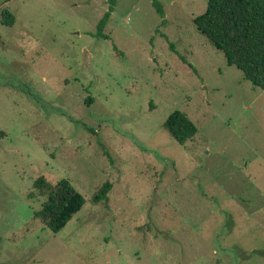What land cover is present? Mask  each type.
Listing matches in <instances>:
<instances>
[{
    "label": "rangeland",
    "instance_id": "obj_1",
    "mask_svg": "<svg viewBox=\"0 0 264 264\" xmlns=\"http://www.w3.org/2000/svg\"><path fill=\"white\" fill-rule=\"evenodd\" d=\"M158 1L118 0L104 40L108 0H0V264H264V91L196 31L209 0ZM40 177L85 200L57 234Z\"/></svg>",
    "mask_w": 264,
    "mask_h": 264
},
{
    "label": "trees",
    "instance_id": "obj_2",
    "mask_svg": "<svg viewBox=\"0 0 264 264\" xmlns=\"http://www.w3.org/2000/svg\"><path fill=\"white\" fill-rule=\"evenodd\" d=\"M117 1L108 0V11L98 22L95 37L109 39L104 30ZM152 5L158 16L164 19L159 1L152 0ZM2 23L8 27L14 24V17L8 10L2 13ZM193 24L196 31L224 55L228 66L235 67L253 87L264 91V0H209L206 11L195 17ZM163 127L180 146L197 134L193 122L179 111L172 113ZM33 188L46 199L40 210L34 213V218L54 234L63 230L85 204L84 198L67 180L52 185L40 177L35 180ZM111 188L110 183H105L95 194L94 203H103Z\"/></svg>",
    "mask_w": 264,
    "mask_h": 264
}]
</instances>
